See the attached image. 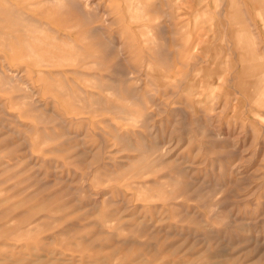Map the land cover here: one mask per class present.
<instances>
[{
  "label": "rangeland",
  "instance_id": "obj_1",
  "mask_svg": "<svg viewBox=\"0 0 264 264\" xmlns=\"http://www.w3.org/2000/svg\"><path fill=\"white\" fill-rule=\"evenodd\" d=\"M9 1L0 264H264V0Z\"/></svg>",
  "mask_w": 264,
  "mask_h": 264
},
{
  "label": "bare ground",
  "instance_id": "obj_2",
  "mask_svg": "<svg viewBox=\"0 0 264 264\" xmlns=\"http://www.w3.org/2000/svg\"><path fill=\"white\" fill-rule=\"evenodd\" d=\"M6 0H0V20H3V19H5V20H10L12 23H13V25H12V29L13 30H15V33H16V31L17 32H22V31H24L25 33H32L33 32V34L34 33H36L35 31H31L30 29H28V25H29V22H30V20L28 19V11H27V13H26V11H24V7H22V8H16L15 6H10V7H4V6H2L1 4L3 3V2H5ZM9 3H10V1L9 0H7ZM176 1V0H175ZM233 1H235V0H233ZM247 1V0H246ZM27 2V1H26ZM172 2H174V0H172ZM189 2V1H188ZM249 2V1H248ZM250 2H252V1H250ZM249 2V3H250ZM238 1H236V3H234L233 4V7H237L238 6ZM253 3V2H252ZM251 3V4H252ZM169 4H170V2H169ZM175 4V2L173 3V5ZM177 6H175V8L174 7H172L171 9H173V13H175L172 17L175 19V20H180L181 21V16H180V14H183V12H185V13H191L190 11V9H188L187 7H189V5H188V3H187V1L186 0H177ZM13 5V4H12ZM18 6V5H17ZM245 6V5H244ZM25 7H26V9H31V6H29L28 4L27 5H25ZM41 7H44V5L42 6V5H37V6H32V10L34 9V10H38L39 8H41ZM264 8V7H263ZM42 9V8H41ZM191 9H192V7H191ZM259 9H261V8H259ZM258 11V10H257ZM257 13V12H256ZM259 14V13H258ZM221 16V15H220ZM258 16V15H257ZM179 21V22H180ZM179 22H177V23H175V25H177ZM247 22V21H246ZM262 22V21H261ZM263 23V22H262ZM179 26H180V24H178ZM264 26V25H263ZM36 27H37V25H36ZM38 28H40V27H37V29ZM182 28H183V26L181 25L179 28H178V31L179 32H182ZM23 32V33H24ZM179 32H177L178 34H179ZM14 33V34H15ZM14 34H12V35H14ZM6 35L7 34H5V33H3V32H0V37L3 39L4 37L6 38ZM24 36V35H23ZM26 37V36H25ZM242 37V36H241ZM251 37H252V35H251ZM30 38V37H29ZM244 38V37H243ZM242 38V40L241 41H244V39ZM8 39L10 40V39H12V36H11V34H9V36H8ZM31 39V38H30ZM33 39V38H32ZM31 39V40H32ZM35 39V38H34ZM40 39V38H39ZM46 39V38H45ZM30 40V41H31ZM54 39H52V41H53ZM15 42H16V40H14ZM13 41V42H14ZM36 42L37 41H39V40H35ZM51 41V42H52ZM240 41V40H239ZM264 41V40H263ZM262 41V42H263ZM41 42V41H40ZM17 43V42H16ZM240 43H242L243 44V42H239V44ZM260 43V42H259ZM15 43H13V45H14ZM27 44V43H26ZM261 44V43H260ZM23 45V44H22ZM15 46H17V45H15ZM43 51V50H42ZM34 53V52H33ZM23 54V53H22ZM28 55H33L32 54V52H30V54H28ZM34 55H37V54H35L34 53ZM38 56V55H37ZM180 57V56H179ZM246 63V62H245ZM205 68V67H204ZM258 70V68H256L255 69V71H257ZM248 71V70H247ZM248 73V72H247ZM257 73V72H256Z\"/></svg>",
  "mask_w": 264,
  "mask_h": 264
},
{
  "label": "crops",
  "instance_id": "obj_3",
  "mask_svg": "<svg viewBox=\"0 0 264 264\" xmlns=\"http://www.w3.org/2000/svg\"><path fill=\"white\" fill-rule=\"evenodd\" d=\"M47 2H49V0H45V2H43V1H41L40 2V5H47L48 3ZM52 2H58V1H52ZM191 3V1L189 0V3H188V5ZM53 5V4H52ZM191 7H192V9H193V6L191 5H189V7H187L188 9H190V10H192L191 9ZM171 9V8H170ZM198 14V12L197 13H195V16ZM180 16H181V22L179 23L180 24V26L182 25L183 26V28H182V32H179L178 31V28L180 27L178 24L177 25H175L174 24V21H175V19L172 17V15H171V19L173 20V26H174V29H176L177 30V32H179L180 34H182L181 35V37L178 39L179 41H180V43H181V45L184 47V53L186 52V48L188 47L189 49H190V52H191V50H192V46H194V43H192V40H191V36L189 35V39L188 38H186L185 37V35H183L184 33V31H185V29L192 23V21H190V19H191V16H192V14L191 13H185V12H183V14H180ZM200 16H202V14L200 15ZM188 20V22L187 23H185V21H187ZM8 22H11L10 20H5V19H3V20H0V24H6V23H8ZM204 23V22H200L199 20H195L191 25H193V26H195V29H198V30H201V25ZM13 25V23L11 22V26ZM191 27V26H190ZM39 29V28H38ZM37 29V30H38ZM194 29V28H193ZM204 29V28H203ZM177 32L175 33V34H177ZM179 35V34H178ZM36 39V38H35ZM38 39V38H37ZM52 47V46H51ZM196 49H193V51H195ZM203 52H206L205 50L203 51ZM187 53H188V49H187ZM38 55V56H37ZM37 55H32L33 57H35L37 60H39L40 62H41V64H43V65H45V59L46 58H51L52 56V54H51V52L50 51H45V52H43V53H41V54H37ZM44 55V56H43Z\"/></svg>",
  "mask_w": 264,
  "mask_h": 264
}]
</instances>
